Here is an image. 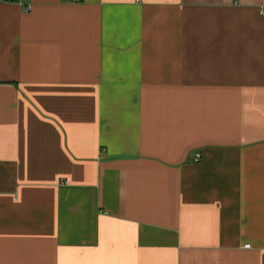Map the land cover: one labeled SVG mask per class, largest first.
I'll use <instances>...</instances> for the list:
<instances>
[{
  "label": "crops",
  "instance_id": "0c3cea01",
  "mask_svg": "<svg viewBox=\"0 0 264 264\" xmlns=\"http://www.w3.org/2000/svg\"><path fill=\"white\" fill-rule=\"evenodd\" d=\"M263 12L0 0V264H264Z\"/></svg>",
  "mask_w": 264,
  "mask_h": 264
},
{
  "label": "built area",
  "instance_id": "2783aa9c",
  "mask_svg": "<svg viewBox=\"0 0 264 264\" xmlns=\"http://www.w3.org/2000/svg\"><path fill=\"white\" fill-rule=\"evenodd\" d=\"M28 9H31L30 6H28ZM264 13V12H263ZM201 159V153L197 152L194 156V161H199Z\"/></svg>",
  "mask_w": 264,
  "mask_h": 264
}]
</instances>
